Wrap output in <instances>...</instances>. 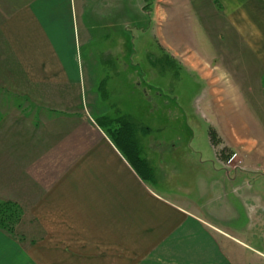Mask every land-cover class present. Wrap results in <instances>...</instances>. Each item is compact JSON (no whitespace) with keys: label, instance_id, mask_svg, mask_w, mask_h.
Segmentation results:
<instances>
[{"label":"crops","instance_id":"0c3cea01","mask_svg":"<svg viewBox=\"0 0 264 264\" xmlns=\"http://www.w3.org/2000/svg\"><path fill=\"white\" fill-rule=\"evenodd\" d=\"M197 4L200 15L228 16L235 47L245 43L264 64V0ZM102 5L0 0V97L24 101L0 103V198L23 212L15 232L0 228V264L264 262L258 250L244 251L255 254L254 262L237 259L226 232L200 218L190 202L181 206L161 194L163 184L136 170L94 119L108 118L107 126L133 122L124 114L125 98L146 96L145 84L157 72L156 60H131L130 40L117 31L131 18L117 15L109 0ZM145 7L143 0L146 16ZM145 64L154 65L151 77ZM237 138L227 143L243 140Z\"/></svg>","mask_w":264,"mask_h":264},{"label":"rangeland","instance_id":"374dc122","mask_svg":"<svg viewBox=\"0 0 264 264\" xmlns=\"http://www.w3.org/2000/svg\"><path fill=\"white\" fill-rule=\"evenodd\" d=\"M198 1L146 0L145 16L143 0H109L117 15L131 18L129 27L117 30L130 40L131 60L157 61L146 96L125 98L138 150L131 159L146 163L139 172L160 181L161 194L179 205L190 202L200 218L226 232L237 259L254 262L255 254L244 251L264 253V64L253 60L244 42L235 47L228 16L200 15ZM155 6L163 12L160 23ZM118 40L110 36L109 44ZM152 66L142 69L148 77ZM4 99L24 104L2 96L1 105ZM94 119L109 134L119 131L118 121L107 126L108 118ZM229 136L243 140L227 143ZM3 203L9 202L0 198V218L16 220L7 225L15 232L23 212Z\"/></svg>","mask_w":264,"mask_h":264},{"label":"trees","instance_id":"16d2710c","mask_svg":"<svg viewBox=\"0 0 264 264\" xmlns=\"http://www.w3.org/2000/svg\"><path fill=\"white\" fill-rule=\"evenodd\" d=\"M113 124V122H111ZM117 123V121H116ZM119 123V131L111 132L110 135L114 137V142L119 150L127 157L131 165L138 171H140V166L147 168L145 165L146 163L143 162L141 159L138 161L135 159H131L132 153H137V146L133 139V135L135 132V128L127 119H120L118 120ZM142 174V173H141ZM10 203V202H9ZM3 203V205H7V207L12 208V205L16 207L13 203ZM12 204V205H11ZM17 208V207H16ZM16 220L8 218H0V228L7 231V225L13 226Z\"/></svg>","mask_w":264,"mask_h":264}]
</instances>
